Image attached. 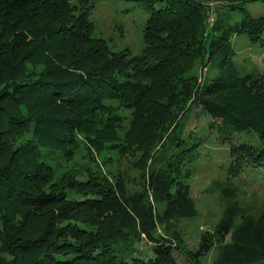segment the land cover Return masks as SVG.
Masks as SVG:
<instances>
[{
    "label": "trees",
    "instance_id": "16d2710c",
    "mask_svg": "<svg viewBox=\"0 0 264 264\" xmlns=\"http://www.w3.org/2000/svg\"><path fill=\"white\" fill-rule=\"evenodd\" d=\"M129 1L143 2L149 12L141 56L131 55L127 48L114 50L93 33L92 0H0V264H177L171 241L155 233V208L149 201L152 197L174 208L177 200L164 171L148 175L151 192L143 187L129 193L119 176L114 181L94 175L85 181L68 175L56 179L53 166L39 158L42 148L71 155L80 137L96 153L116 147L122 151V117L113 113L112 102L118 110L133 109L137 114L145 108L159 109L171 121L190 102L223 135L251 125L236 108L219 106L213 90H197L194 78L180 80L172 110L161 108L158 101L176 68L194 55V47L201 44L211 60L230 55L231 34L257 40L264 33V16L241 10L242 18L224 28L221 6L213 11L212 25L207 23L206 0ZM203 25L209 34L222 31L212 35L208 45L197 43ZM238 75L232 65L221 69L223 80H236ZM244 89L246 104L254 98L264 103V76L251 77ZM139 117L128 129L133 131L122 135L130 143L144 128ZM142 133L139 140L146 153L162 133H148L146 138ZM233 153L239 159L254 158L243 144L234 146ZM258 154L251 161L260 164L264 154ZM187 156L185 149L171 154L174 162ZM228 194L231 200L222 216L212 232L202 234L193 256L215 247L213 264L264 263V211L247 214L237 224L245 207L232 191ZM136 231L152 244V254L129 263L114 247Z\"/></svg>",
    "mask_w": 264,
    "mask_h": 264
},
{
    "label": "rangeland",
    "instance_id": "374dc122",
    "mask_svg": "<svg viewBox=\"0 0 264 264\" xmlns=\"http://www.w3.org/2000/svg\"><path fill=\"white\" fill-rule=\"evenodd\" d=\"M142 3L92 0L93 33L103 37L114 50L127 48L131 55L141 56L146 47L143 30L149 16ZM205 4L212 10L221 6L219 21L224 28L233 26L242 18L241 10L250 13L252 17L264 16V0H206ZM230 4L233 5L231 9L225 8ZM206 20L209 23L208 18ZM205 27L207 25H203L202 31L197 33V43L208 45L210 37L222 31L209 34ZM230 40L233 52L230 55L221 54L215 60L207 58L201 44L194 47V55L184 58L180 68H176L175 76L171 78L158 103L166 110L175 108L173 102L178 97L180 80L194 78L197 90L204 87L213 90L214 101L222 108L233 111L236 108L235 113L251 124L249 128L223 135L198 108L190 107V102L185 104L184 113L172 121L159 109L147 111L145 108L137 114L133 109L118 110L116 103L112 102L113 113L122 117V151L116 147L96 153L80 137L71 155L65 154L64 150L48 148L40 149V157L38 155L53 166L56 179L68 175L85 181L94 175L114 181L119 176L129 193L139 192L143 187L151 192L153 183L147 179L148 175L164 171L171 180L169 191L173 199L177 200L172 204L174 208L170 209L165 201L157 203L152 197L149 201L155 208V233L171 241L177 264H213L217 253L215 247L197 258L193 252L197 251L202 234L214 230L225 206L231 200L227 196L231 191L234 198L245 207V212L236 217L237 224L247 214L258 216L264 211V158L260 164L251 161L257 153L264 154V103L254 98L252 104H246L248 91L244 89L248 87L251 77L257 79L264 76V33L255 41L246 35L232 33ZM225 65L234 67L239 74L238 79L223 80L221 69ZM254 104H258V108L254 109ZM138 117V121L144 125L143 130H140V133L143 132L142 138H146L148 133H162L160 140L151 143L148 148L151 147V150L146 153L143 142L139 140L140 133L132 143L122 138L125 133L133 131L128 129ZM173 138L179 141L176 143ZM242 144L250 147L254 158L243 156L239 159L233 153V147ZM182 149L187 151L188 156L182 162H174L171 154ZM167 209L171 211L168 213ZM136 234L137 231L130 235L128 241H119L114 247V252L129 263L132 258L145 259L152 254V244L143 234Z\"/></svg>",
    "mask_w": 264,
    "mask_h": 264
},
{
    "label": "built area",
    "instance_id": "2783aa9c",
    "mask_svg": "<svg viewBox=\"0 0 264 264\" xmlns=\"http://www.w3.org/2000/svg\"><path fill=\"white\" fill-rule=\"evenodd\" d=\"M214 10L210 9L209 15L207 16L209 25L211 26L214 21Z\"/></svg>",
    "mask_w": 264,
    "mask_h": 264
}]
</instances>
